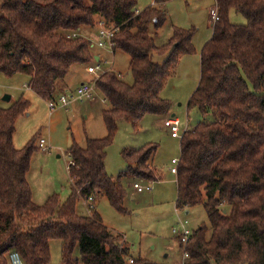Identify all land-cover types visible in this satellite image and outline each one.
I'll return each mask as SVG.
<instances>
[{
    "label": "trees",
    "instance_id": "16d2710c",
    "mask_svg": "<svg viewBox=\"0 0 264 264\" xmlns=\"http://www.w3.org/2000/svg\"><path fill=\"white\" fill-rule=\"evenodd\" d=\"M169 0H155L138 14L137 0H0V74L22 75L40 99L51 101L63 92L62 82L74 65L95 62L90 39L80 31L97 20L114 29L112 54L128 56L132 83L111 69L94 82L108 108L101 112L105 136L73 142L68 149L70 195L58 194L36 205L27 182L35 134L25 146L13 145L15 123L29 102L23 97L0 108V264L15 251L25 264H49L50 243L61 241L62 264H127L129 249L103 224L95 205L105 197L118 213L126 190L122 178L156 182L151 167L157 145L123 149L127 164L116 179L105 170L107 149L120 122L137 131L145 115L169 117L171 103L161 91L175 75L179 60L194 52L195 28L172 27L159 47L149 36L164 25ZM219 20L200 50V78L187 101L202 117L182 132L175 174L177 209L202 203L208 226L191 231L182 264H264V0H214ZM233 9L245 25L229 22ZM152 53L165 55L157 64ZM93 79V78H92ZM172 117V115H171ZM93 200L88 216L76 211L79 199ZM178 240V239H177ZM133 264H153L134 260Z\"/></svg>",
    "mask_w": 264,
    "mask_h": 264
},
{
    "label": "rangeland",
    "instance_id": "374dc122",
    "mask_svg": "<svg viewBox=\"0 0 264 264\" xmlns=\"http://www.w3.org/2000/svg\"><path fill=\"white\" fill-rule=\"evenodd\" d=\"M152 3L153 0H137L133 11L138 14ZM214 7V0H169L164 6L167 16L164 25L156 34L152 28L149 29V36L157 47L168 41L172 27L183 29L193 27L196 30L192 39L194 52L179 60L175 75L167 81L160 95L171 103L168 116L172 118V115L178 120L179 137L172 138L170 131L163 126L168 117L145 115L137 131L127 122H120L113 143L107 149L105 170L109 176L116 179L127 167L121 157L123 149H137L146 144L157 145V151L151 161V167L159 175L157 182L135 180L130 177L121 179V184L126 190L123 203L127 211L125 214L113 209L105 197L95 205V210L102 218L103 224L116 234L115 236H119L128 247L127 263L132 257L134 260L141 259L153 264H178L183 257V251L172 234V228L177 227L179 221H187L191 231L201 225L208 226L202 203L190 208L175 207V175L170 173V168L173 166L171 160L179 161V140L182 132L192 129L199 122L213 121L212 113L202 117L197 109H188L186 105L200 78V50L211 37L212 27L208 13ZM228 18L231 24H246L245 19L233 9L230 10ZM100 23L101 21L97 20L94 28L89 31L83 28L80 37L93 39L100 28H103ZM94 47L90 48L92 53L101 54L107 61L100 65L102 70L111 68V71L124 82L132 83V75L128 69L129 58L126 54L105 53ZM152 60L161 64L165 60V55L152 53ZM70 75L68 79L72 85L80 81L86 83L93 78L82 65H74ZM6 95L11 98L9 102L3 101ZM20 97L29 102V108L16 120L14 147L21 149L35 134H37L36 147L39 139L46 142V150H37L30 161L27 182L32 191V200L36 205H42L50 195L56 193L61 202H64L70 195L68 149L73 142L84 147L87 138H99L96 136L97 133L102 137L105 136L101 109L103 110L107 104L103 103L102 97L95 90L94 104H89L90 101L87 99L75 100L66 107L50 110L48 101L40 99L27 87L24 76L15 75L8 78L0 74V108L10 107ZM133 183L143 187L149 185L151 190L136 193ZM76 211L81 216L89 215L87 205L81 198L77 203ZM61 246L62 242L58 240L50 243L49 264H62ZM74 258L78 260V264H82L77 248L74 251Z\"/></svg>",
    "mask_w": 264,
    "mask_h": 264
},
{
    "label": "built area",
    "instance_id": "2783aa9c",
    "mask_svg": "<svg viewBox=\"0 0 264 264\" xmlns=\"http://www.w3.org/2000/svg\"><path fill=\"white\" fill-rule=\"evenodd\" d=\"M154 3H155V0H153L152 4ZM209 20L211 24H214L219 20L216 7L211 8L209 10ZM100 25L103 28H100L96 38H93V39L90 38V43H91L90 46L91 47L96 46V47L102 48L106 50L108 53L112 54L113 44L111 42V38L115 30L106 29L103 23H100ZM103 62L107 63L106 60L99 59L97 62H94L93 64L86 67L87 73L90 74L93 77V79L90 82L79 85L73 91L59 94L55 99L48 102L49 109L55 110L58 107H66L68 106V104H70L71 102L75 100H79V101H82L84 99H87L89 101L95 100L93 98L94 92L96 90L94 86V82L104 71L109 70V69H106V70L101 69L100 65ZM163 126L170 131V135L172 138L179 137V123L177 119L173 117L172 118L168 117L164 121ZM37 146L42 151L46 150V142L43 139L38 140ZM178 162L179 161H177L176 159L171 160V163L173 166L170 168V173L173 175H175L177 172ZM133 189L137 191L138 193L151 190L149 185L143 187L138 183L133 184ZM85 203L87 205V211L90 214L93 208L92 198H88L87 200H85ZM172 234H174V236L176 237V239H178L179 243L182 245L184 249L191 235V230H189L188 228L187 221H179L177 223V227L172 228ZM183 258L184 259L187 258V254L184 252H183ZM7 261H8V264H25L22 258L20 257V255L15 251L8 253ZM127 264H133V260L132 259L128 260Z\"/></svg>",
    "mask_w": 264,
    "mask_h": 264
},
{
    "label": "crops",
    "instance_id": "0c3cea01",
    "mask_svg": "<svg viewBox=\"0 0 264 264\" xmlns=\"http://www.w3.org/2000/svg\"><path fill=\"white\" fill-rule=\"evenodd\" d=\"M208 16H209V13H208ZM210 21V20H209ZM97 35H98V33H97ZM97 35L96 36H93V38H96L97 37ZM96 47V46H95ZM94 47V48H95ZM97 49H99V50H101L102 52H105V53H107V51L106 50H104V49H102V48H99V47H97ZM94 58L95 59H97V61L99 60V59H103L102 58V56H101V54H98V53H96V54H94ZM96 60H95V62H97ZM73 69V67H71V69H70V71H69V73L67 74V76L64 78V80H63V82H62V88H63V92H69V91H72V90H74V89H76L79 85H81V84H83L84 83V81L83 82H79L78 84H76V85H72L69 81V79H68V77L69 76H71L70 74H71V70ZM21 76V75H20ZM25 77V76H24ZM25 81H26V85H27V82H28V79L25 77ZM90 82V81H89ZM87 83V82H86ZM11 99V98H10ZM3 101H5L4 100V98H3ZM10 101V100H9ZM9 101H6V102H9ZM102 101H103V103L104 104H106V102H104V100L102 99ZM94 103H96L94 100L93 101H90V103L89 104H94ZM105 108H108V106H106ZM105 108H103V109H105ZM101 112H102V109H101ZM96 136L97 137H99V138H101L102 136H100V134H96ZM157 182V181H156ZM175 182V181H174ZM134 184V183H133ZM175 187H176V185H175ZM150 191V190H149ZM136 193H138L137 191H135ZM144 192V191H143ZM143 192H140V193H143ZM101 220H102V218H101ZM103 222V221H102ZM108 229V228H107ZM109 230V229H108ZM110 231V230H109ZM111 232V231H110ZM112 233V232H111ZM113 234V233H112ZM114 235H116V234H114ZM167 257V256H166ZM132 258V257H131ZM183 260H184V258L182 257V259L181 260H179V262H178V264H182L183 263ZM168 264H171V263H168ZM173 264V263H172Z\"/></svg>",
    "mask_w": 264,
    "mask_h": 264
},
{
    "label": "water",
    "instance_id": "95a60500",
    "mask_svg": "<svg viewBox=\"0 0 264 264\" xmlns=\"http://www.w3.org/2000/svg\"><path fill=\"white\" fill-rule=\"evenodd\" d=\"M96 61H97V59H95ZM4 100L5 101H9L10 100V96H8V95H6V96H4ZM173 117V116H172Z\"/></svg>",
    "mask_w": 264,
    "mask_h": 264
}]
</instances>
